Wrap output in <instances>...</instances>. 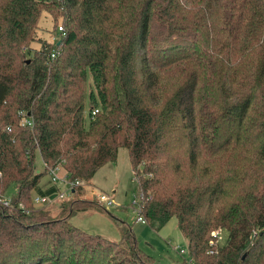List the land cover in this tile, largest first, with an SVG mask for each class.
I'll use <instances>...</instances> for the list:
<instances>
[{"label": "trees", "instance_id": "1", "mask_svg": "<svg viewBox=\"0 0 264 264\" xmlns=\"http://www.w3.org/2000/svg\"><path fill=\"white\" fill-rule=\"evenodd\" d=\"M43 10L63 34L30 55ZM120 147L143 224L175 217L194 264H264V0H0V264H155L124 221L73 226L84 198L32 205L47 168L81 194Z\"/></svg>", "mask_w": 264, "mask_h": 264}, {"label": "rangeland", "instance_id": "2", "mask_svg": "<svg viewBox=\"0 0 264 264\" xmlns=\"http://www.w3.org/2000/svg\"><path fill=\"white\" fill-rule=\"evenodd\" d=\"M59 22L53 21L48 11L43 10L38 18L34 40L30 41V55L32 50L39 49L45 42L50 43L56 34ZM86 93L94 89L91 76L88 74L86 78ZM90 107L89 102L86 103L85 113ZM35 166L37 170H43L44 164L38 151L35 153ZM59 167L58 176L64 173L62 167ZM46 175L45 182L49 180ZM51 180V179H50ZM47 181V182H50ZM47 184V183H46ZM55 187L54 190L62 192L64 190L63 182H50ZM82 193L72 196H66L64 199L56 202L51 208H47L51 213L58 211L59 203L73 197L84 198L87 202L93 203L94 208L89 211L76 212L70 218V223L91 235H100L104 238L117 241L120 239L119 224L114 219L117 218L129 225L138 240L139 248L152 256L155 264H179L189 261L187 254L186 241L178 228L177 219L171 217L167 223L159 230L155 231L148 224L140 223L136 220L133 201L139 199L138 184L133 176L130 162L129 152L126 148L120 147L117 151L116 160L109 162L100 167L92 177L90 182L82 183ZM101 193L112 196L116 206L107 208L98 199ZM15 195L14 184L9 185L5 190L4 196L12 198ZM37 195L36 193L31 196ZM57 201V200H56ZM55 202V201H54ZM46 203L36 204L35 208H44ZM101 205L107 210L98 208ZM110 214H108V213ZM219 244H223L227 238V231L221 230L217 234ZM185 251V254H179V250ZM185 260V261H184Z\"/></svg>", "mask_w": 264, "mask_h": 264}, {"label": "built area", "instance_id": "3", "mask_svg": "<svg viewBox=\"0 0 264 264\" xmlns=\"http://www.w3.org/2000/svg\"><path fill=\"white\" fill-rule=\"evenodd\" d=\"M63 34V28L61 25H58L57 29H56V34L53 36V39L52 41L54 42L56 39H58L61 35ZM58 53V49L53 47L51 49V52H50V55L51 56H55L56 54ZM98 110V108H93L91 113L92 114H95L96 111ZM25 124H31V121L30 120H27V121H24ZM47 173L49 174L50 176V182L52 184V182H63V185H64V190L59 191V190H54L50 193H46V194H43V195H35L32 197V205L34 206V203L36 204H42V203H46V205H49L50 203H52L53 201L55 200H62L64 199L66 196H72L74 195V188L78 185H81V181L79 180H69L68 176L66 175V173H62L61 176H58L57 175V172L59 171V167L56 166V167H51V168H47ZM50 187H54L53 185H51ZM55 188V187H54ZM99 201L101 203H103L105 205V207L107 208H111V207H114L116 206V203L114 201V199L112 198V196H109L108 194L106 193H101L98 197ZM10 201H11V198H6L4 196V194H0V203L2 204H5V205H9L10 204ZM133 204L136 206L134 208L135 210V213L136 211H138V208H139V205H138V200L134 199L133 201ZM45 205V206H46ZM35 207V206H34ZM137 221L139 222H142L144 223L145 220L142 218V217H137L136 218ZM217 234L218 232H212V235H213V238L214 239H217ZM213 240L210 241V244H213ZM210 252V251H207V253ZM179 254H185V251L180 249L179 250ZM187 264H194L193 263V260L190 258L189 261H187Z\"/></svg>", "mask_w": 264, "mask_h": 264}, {"label": "crops", "instance_id": "4", "mask_svg": "<svg viewBox=\"0 0 264 264\" xmlns=\"http://www.w3.org/2000/svg\"><path fill=\"white\" fill-rule=\"evenodd\" d=\"M44 164V163H43ZM43 170H44V168H43ZM43 170H37L36 169V171L37 172H42ZM46 175L47 176H49V174L47 173V171H45V173L43 174V176L40 178V180H39V183H38V188L39 189H35V190H32V192H31V195H34L35 193L36 194H44L45 192H46V190L48 189V188H50V182H47V181H49V180H47L46 182H45V177H46ZM49 178H50V176H49ZM47 183V184H46ZM15 187V186H14ZM56 202H59L58 200L56 201L55 200V202L53 201L52 203H50L49 205H46V206H44V209H47V208H51L52 207V210H54L53 209V206L55 205V203ZM56 212H52V214H55Z\"/></svg>", "mask_w": 264, "mask_h": 264}, {"label": "water", "instance_id": "5", "mask_svg": "<svg viewBox=\"0 0 264 264\" xmlns=\"http://www.w3.org/2000/svg\"><path fill=\"white\" fill-rule=\"evenodd\" d=\"M58 42H59V41H58ZM58 42H57V43H58Z\"/></svg>", "mask_w": 264, "mask_h": 264}]
</instances>
